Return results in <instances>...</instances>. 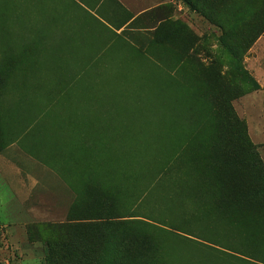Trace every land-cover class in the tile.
Masks as SVG:
<instances>
[{"label":"rangeland","instance_id":"374dc122","mask_svg":"<svg viewBox=\"0 0 264 264\" xmlns=\"http://www.w3.org/2000/svg\"><path fill=\"white\" fill-rule=\"evenodd\" d=\"M187 1L0 0V264H264V0Z\"/></svg>","mask_w":264,"mask_h":264},{"label":"trees","instance_id":"16d2710c","mask_svg":"<svg viewBox=\"0 0 264 264\" xmlns=\"http://www.w3.org/2000/svg\"><path fill=\"white\" fill-rule=\"evenodd\" d=\"M185 2H186V4H187V6H189L192 10H193V6H192V4L189 2V1H187V0H184ZM233 70L235 71V72H240V70H239V66L237 65V64H233ZM3 100H0V102H1V104L3 105V107H4V102H2ZM22 126H24V125H22ZM17 134V132H15V135ZM138 168V166L136 165V164H133L129 169H128V171L130 172V171H132L133 169L135 170L136 168ZM111 219H115V218H106L104 221H110Z\"/></svg>","mask_w":264,"mask_h":264}]
</instances>
